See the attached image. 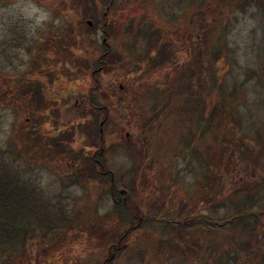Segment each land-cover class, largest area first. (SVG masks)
I'll use <instances>...</instances> for the list:
<instances>
[{"label": "rangeland", "instance_id": "rangeland-1", "mask_svg": "<svg viewBox=\"0 0 264 264\" xmlns=\"http://www.w3.org/2000/svg\"><path fill=\"white\" fill-rule=\"evenodd\" d=\"M260 2L264 0H259V4L254 0L246 3L244 0L115 1L118 11L121 9L119 20L123 17L124 26L133 25L135 54H148L146 45L152 39L157 43H182L187 59L192 51L188 50L192 39L198 41V80L196 78L192 84L189 73L183 77V86L185 91L191 90L190 86H199L202 115L201 118H195L192 113L178 116L174 110L173 114L160 112L151 118L150 114L155 110L150 104L153 101L162 104L164 97L162 93L157 98L154 96V81L143 82L146 87L138 97V102H142L138 112L143 113V119L146 118L145 122L142 121L145 132L138 140L132 139L136 141L135 145L129 142L111 144L113 159L109 164L116 166L112 167L115 187L118 186L115 190L124 186L132 189L136 204L142 209L152 202L150 190L153 182L161 187L155 209L145 210L159 215L148 224L140 221L135 248L127 249L117 264H264V248H258L261 244L257 233V214L262 205L258 204V195L255 194L259 185L264 184V143H261L264 141V5L261 6ZM99 3L100 0H0V178L13 180L16 177V188L7 186L1 193L4 192L5 196L11 191L22 196L25 194L27 200L24 198L21 202L28 203L31 210L22 209L20 205L19 211L22 210L26 217L19 214L10 218L21 227L20 240L15 248L9 240L3 239V232L9 231L10 225H5L7 229L0 225V264H17L21 260L23 264H98V255H102L107 246L108 242L103 240L108 234L97 242L96 231L91 230L93 252L89 246L83 247L86 245L87 223H94L85 216L92 209L99 215L103 212L111 215L114 211L111 200L106 195L91 206L90 202H84V198L79 200L85 191L74 185V180L71 186L63 184V176L68 170L54 151L64 145L54 140L45 124L38 125L44 115L50 117L48 111L52 98L48 92L51 87L59 83L72 85L71 81L56 75L48 50L55 38L60 37H85L95 45ZM128 15L132 17L127 18ZM57 52L62 53L59 49ZM188 60L185 66L192 68V56ZM81 63L85 64L84 68H89L91 61L86 59ZM30 69L39 75L29 73ZM34 88L38 95L45 96L46 102L36 98L31 91ZM24 107L30 114L24 111ZM34 112L38 117L37 127L32 123ZM64 114L67 115L68 110ZM25 117H30L32 123H26L25 131L30 128L26 134L23 133ZM189 137L194 139L189 140ZM95 143L87 137L80 145L92 148ZM68 146L77 148L76 145ZM133 148L138 149L139 155L133 157L135 160H129V151ZM182 149H186L187 154L184 162L177 157ZM187 163L193 164L195 172L193 169L192 172L185 171L183 167L182 175L180 165ZM131 164L136 165L134 172L123 177ZM232 165L241 170L234 169L230 174ZM211 166L217 167L214 180L218 183L244 181V193L248 191L250 198L244 204L241 200H234L233 204L200 205L202 217L209 218L210 215L217 219L227 218L235 212L234 208L240 207L235 218L232 216L233 220L225 227L219 226L220 221H216L217 225H210L209 220L201 222L195 231V247L191 248L188 235L182 231L178 233L176 220L167 225L159 218L163 215L178 218L176 206L177 198L181 197L180 185L171 182L179 180L188 186L194 175L206 179L207 170L213 173ZM186 188L180 187L182 191ZM86 189L88 195L100 199L97 186ZM167 189L169 195L166 196ZM244 205L255 214L246 218L252 212L241 211ZM2 214L7 220L9 214ZM124 215L120 212L117 223L108 219L103 221V226L110 222L113 225L112 236L125 228ZM243 243L249 246L227 248ZM182 244L186 248H176ZM211 245L218 248H211ZM161 248L167 250L163 255Z\"/></svg>", "mask_w": 264, "mask_h": 264}, {"label": "flooded vegetation", "instance_id": "flooded-vegetation-1", "mask_svg": "<svg viewBox=\"0 0 264 264\" xmlns=\"http://www.w3.org/2000/svg\"><path fill=\"white\" fill-rule=\"evenodd\" d=\"M115 1L100 0L96 15L99 23L95 45L85 37L70 36L68 38H55L53 46L48 50L50 59L55 66L54 72L59 77H64L65 80L71 81L72 85L59 83L51 87V92H48L52 98L48 111L50 117L46 118L44 115V120L38 124H45L47 129L52 132L54 140H59V144L64 145V148L59 147L54 151V155L65 163L68 170L65 172V175L63 174L65 178L63 184L66 187L71 186L74 180V185L81 186L80 188L85 191L84 196L79 200L84 198V202H90L91 206L93 205L92 203L96 205L97 199L99 201L103 200L106 195L111 200V205L114 208L111 215L106 212L99 215V212L97 213L96 210L93 211L90 208L92 210L88 211L89 215L85 216L87 220H93L94 223H87L84 234L86 245L83 247L89 246L88 248L91 249V230L96 231L97 242H101L105 235L108 234L106 239L103 240V242L107 241L108 243L106 242L107 246L103 248L102 255H98V264H117L127 249L131 250L135 248V237L139 231L138 225H140V221L148 224L157 219L159 215L156 213H146L145 210L155 209V204L157 203L156 196L158 197L159 188L161 187L155 181L153 182L154 185L150 190L152 202L145 204L143 206L144 209H142L136 204L132 189L124 186L119 187L115 191L118 186L115 187V172L112 167L115 168L116 166L109 164L112 158V154H110V147L112 145L123 142L135 145L136 141L132 139L136 138L138 140L145 132L142 128V121L145 122L146 118L143 119L141 117L143 113L138 112L140 109L139 104H142V102H138V97L145 91L144 88L146 87L143 82L154 81V85L152 86L153 89L156 88L153 91L155 93L154 96L157 98L158 94L162 93V97H164V103L161 104V101H153L150 104V107L155 110V112L150 114L151 118L158 116L160 112L173 114L174 110H176L178 116L182 113H192L195 118H199L201 114L199 108V100L201 99L198 95L199 86H190L191 90H186L187 92L183 86V77L185 75L191 74L192 84L196 82V78L198 80L200 71V48L198 41L196 42L195 39H192V46L188 47L189 45H186L188 50H192L191 53L189 52L190 54L188 53L189 57L187 55V59L184 58L183 51L185 49H183L182 43L181 45L175 42L162 43L159 41L157 43L152 42V39L146 45V51H149L148 54H135L136 44L132 40L133 25L129 23L124 26L123 23L126 22L123 21L125 19L123 17L119 20L118 16L121 9L118 11L119 6L115 5ZM131 17L132 15L127 16V18ZM58 49L62 53L57 52ZM179 55L181 58H178ZM190 56H192V68L185 66V63L190 61L188 60ZM86 59L91 61L89 68H84L85 64L81 63L82 60L84 62ZM30 72H33L32 74L35 76L39 75L34 69L33 71L30 69ZM158 83L161 84L159 85ZM31 91L36 95V98L46 102L45 96L38 95L35 88ZM185 93L187 95L184 100ZM66 110H68V116L64 114ZM24 111L30 114L28 108L24 107ZM211 113L213 114V112ZM33 117L34 121L32 123L37 127L36 120L38 117L35 112ZM25 120L23 133L26 134V131L30 130L27 127L25 131L26 123L31 120L30 117H25ZM32 123L29 122V124ZM70 137H76L75 139L78 140H72ZM87 137L96 141L92 145V148H89L88 145H80V142L86 140ZM260 137L261 134L259 133ZM191 139L194 138L189 137V140ZM261 143L263 144L264 141L262 140ZM67 144L76 145L77 148L73 149ZM186 146L188 147V144ZM185 152L186 149H182L181 153L177 155L179 161L182 159V162H184V158L187 155ZM137 155H139L138 149H131L128 155L129 160H135L133 157ZM196 160L197 158H195V162H198ZM193 164H181L180 168L182 172L180 173L183 175L184 169L190 172L193 169V172H195ZM135 167V164H131L123 177L126 178L130 173L134 172ZM183 167L184 169H182ZM234 169H237V171L241 170L237 166L232 165L229 169L230 174L233 173L232 170ZM216 170L217 167L212 168L213 173H211V170H207L209 172L208 175L207 173L204 174L206 179L203 176L194 175L193 181L187 183H190L188 186L184 185L185 183L179 181L178 178L177 182L172 181L171 183L180 185L178 189L180 190L181 197L177 198L176 206L178 218L176 219L173 216L167 215L159 218L167 225L170 224L169 222L176 220L179 226L178 233L182 231V233L188 235V239L190 238L188 243H192L189 245L191 248L195 247V231L201 223L202 214L199 209L200 205L233 204L234 200H241V203L244 204L247 203L244 201L250 198L248 191L244 193V181H231L233 183L224 181L218 183L216 182L217 180H214L217 177ZM182 185L187 187L186 190L182 191L180 189V187H183ZM90 186L95 188L97 186L100 199L98 196L91 197V195H88L86 187L90 188ZM259 186L255 192L258 195V204L262 205L257 214L258 242L261 244L258 248H264V184ZM116 192L119 196H115ZM165 195H169L168 189ZM137 209L144 210L143 214H137ZM120 212L125 213V219H123L125 228L122 231L114 233L112 236L111 229L113 225H111V222L117 223L118 218H120ZM170 214L173 215L172 213ZM242 214L241 219L244 224V213ZM231 217L232 214L227 216V218L217 219L209 215L210 225L216 224V221H220L219 226L225 227L224 225L233 220ZM246 218L245 220H247ZM105 219L111 222L109 225L103 226L102 224ZM95 223L97 224L94 225ZM93 226L96 228H90ZM216 246L211 245L210 247L218 248ZM244 246L247 247L249 245L248 243H245V245L244 243L240 245L234 244L229 245L227 248H244ZM165 248L168 247L166 246ZM165 248H161L162 255L167 252ZM176 248H186V246L182 244V246ZM86 252L88 253V251ZM91 252H93L92 249ZM179 252L182 254L183 250L180 249ZM17 264H23L22 260L17 262ZM24 264L30 263L25 262Z\"/></svg>", "mask_w": 264, "mask_h": 264}, {"label": "trees", "instance_id": "trees-1", "mask_svg": "<svg viewBox=\"0 0 264 264\" xmlns=\"http://www.w3.org/2000/svg\"><path fill=\"white\" fill-rule=\"evenodd\" d=\"M244 1L246 3L248 0H244ZM254 1H255L256 4H259V0H254ZM245 3H244V5H245ZM260 5L263 6L264 2H262ZM214 109H217V107H215ZM201 116L202 115H200V118H201ZM4 175H6L5 172H4ZM15 181H16V177L13 180H9V179L7 180L5 178H0V225H2V226H5L6 224L10 225L9 226V231H7V230L5 231L4 230L3 233H4L5 236L3 237V239L9 240L8 242L11 243L12 248H15L17 243H18V240H20V237L18 235H19V232L21 230V227L19 225H17L18 223H16L13 219H10V218H12L13 216L18 217L19 214H22V216L26 217L25 213H23V212L21 213L22 210L19 211L20 205H21L22 209L25 207L28 211H31L30 208H28L29 207L28 203L21 202V201H23L24 198H25L24 200H27L26 199L27 196L25 194H23V196H22L20 194H14V192L11 191V192L8 193L7 196H5L4 192L1 193V191L3 190L4 187L8 186L10 188L11 186H13L14 188H16V182ZM115 196H119V194L116 192ZM3 199H6V201H3ZM239 207H237V210H238ZM245 209H247L245 205L241 207V211H244ZM237 210H236V208H234L233 211H235V212H232V216L234 218H235V213L238 212ZM247 210H249V209H247ZM249 211L252 212L250 214H255V212L253 210H249ZM4 212L9 214L7 216L8 217L7 220H5L3 218V214L2 213H4ZM136 213L137 214H143L141 209L140 210L137 209ZM250 214H248L247 216H249ZM11 220H13V222ZM207 220H210V219L206 218V217L205 218L201 217L200 221L203 222V223H207ZM5 229H7L6 226H5ZM22 238L25 239L26 237L24 236Z\"/></svg>", "mask_w": 264, "mask_h": 264}, {"label": "water", "instance_id": "water-1", "mask_svg": "<svg viewBox=\"0 0 264 264\" xmlns=\"http://www.w3.org/2000/svg\"><path fill=\"white\" fill-rule=\"evenodd\" d=\"M89 24H90V22H89Z\"/></svg>", "mask_w": 264, "mask_h": 264}]
</instances>
